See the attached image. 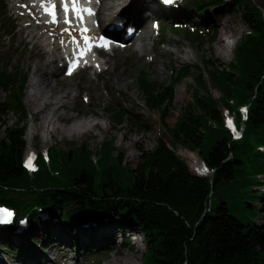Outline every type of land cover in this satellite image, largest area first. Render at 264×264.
Returning a JSON list of instances; mask_svg holds the SVG:
<instances>
[{
  "label": "trees",
  "instance_id": "16d2710c",
  "mask_svg": "<svg viewBox=\"0 0 264 264\" xmlns=\"http://www.w3.org/2000/svg\"><path fill=\"white\" fill-rule=\"evenodd\" d=\"M233 5L255 36L236 46L229 69L214 56H205L197 78L190 67L178 72L175 83L192 78L195 86L188 110L173 128L166 121L174 108L175 86H158L149 74L141 77L145 105L161 115L170 142L161 139L152 151L140 150L137 167L127 165L120 154L115 157V143L106 139L98 150V165L88 146L53 150L52 165L63 180L46 170L31 180L22 167L26 81L0 72V87L13 86L8 102L0 103V117L13 112L18 118L15 127L6 124L5 137H0V201L15 208L52 201L56 211L72 206L76 216L65 222L71 227L86 213L127 214L145 234L144 264H264V223H255L264 218V191L255 189L261 185L257 175L264 173L259 150L264 144V20L250 0H234ZM186 39L198 42L190 34ZM206 76L222 92L220 100L214 99ZM228 99L250 105L246 134L239 142H233L218 111L219 103L229 106ZM169 145L198 150L215 170L213 180L196 177ZM40 163L45 166L42 159Z\"/></svg>",
  "mask_w": 264,
  "mask_h": 264
},
{
  "label": "rangeland",
  "instance_id": "374dc122",
  "mask_svg": "<svg viewBox=\"0 0 264 264\" xmlns=\"http://www.w3.org/2000/svg\"><path fill=\"white\" fill-rule=\"evenodd\" d=\"M230 1L231 0H226V3H229ZM250 3L252 6L260 7V9L264 7V0H250ZM228 5H224L216 12H210L208 15H203V18H205V20L210 23H212L213 17L216 16H218L217 19L219 20L220 17L230 19L234 27L239 31L238 36L234 41L228 39V35L219 28L215 29L217 34L215 35L214 41H210L209 37H206L203 39V43L199 42L196 44H190L183 36H174L169 32L164 36L165 45L160 46L157 50L158 57L155 64L149 63V59H151L150 57L146 58V63L145 61L143 62L142 58H140V53H135L133 58H131L129 61H125L126 55H123L117 51L105 59L107 65L104 67H107L108 70L100 76H93L91 73H81L74 79L69 80L65 79L61 73V78L56 81L46 75L45 79L49 82V84H51L50 88L56 87L62 92H69L68 96L77 94V92L80 90V96H78L76 99V110L74 114L78 115L79 117L86 118L85 116L89 115L87 113L92 112L100 117L99 121H103L102 123H107L108 129L99 127L79 141L72 140L70 138H62V136L57 133L53 135L52 138H49L48 142L46 143L43 138V135L45 134L43 131L39 133L33 132V134L31 133V135H29L31 127L37 125L38 122H40V115L34 114V111L28 101V96L31 92L30 81L33 76L32 71L34 67V64H31V62H39L38 57H31V52L33 49L32 44L27 45L33 34L28 36V30L21 31V28L18 27L14 31L12 38L9 36L4 37V41L1 43L3 54H6L8 51L9 56L13 57L14 67L16 64H18L19 72L23 75H29L26 95L24 98V105L28 116V119L25 122L27 126V152L30 150L41 152L50 148L51 146H56L59 150L64 149L67 152H70L74 148H87L88 146L90 151L93 153V160L97 162L100 159L98 150L100 149L102 143L105 142L106 139H112L116 148L114 155L116 156L117 154H120L122 160L127 165L137 167L141 162L142 153L140 150L152 151L158 145L161 139H164L166 142H170V137L169 135H166V129H164L162 126L161 115L159 113L150 112L144 104L143 93L140 90L138 84V78L140 77V74L143 72H151L157 80V82L155 80L157 84H160L161 86H169L171 78V65H174L176 69H181L183 66H188L192 70L191 76L197 78L199 72L203 70V66L199 60L205 56H214L224 66H226L227 69H229V66L232 64V62H234L235 59V46L241 44L245 34L248 32V28L245 26L241 18V13L233 10V4H231V6ZM195 20L197 21L198 18H195ZM8 24L9 22H7V25ZM149 33L150 32H147L145 35L148 36ZM220 35H223L226 38L227 43L225 44V50L226 54L229 55V62L224 61V59L216 52V49L220 46L218 45V38ZM251 35L255 36V34ZM145 38L146 37H143L141 42L146 41L144 40ZM151 47L152 42L146 43L147 49L150 50ZM39 51L44 52L42 50ZM48 61L49 59H46L44 62L47 63ZM122 75L126 80L123 85L119 87L115 84V78ZM204 81L208 88H212L211 92L214 96V99L216 101L220 100L223 97V94L219 88L208 78V76H206ZM194 86L195 84L192 82V78H187L175 86L174 108L169 112L166 121V124L169 128H173L182 114L188 110L193 99ZM85 96L90 99L89 103L84 102L83 98ZM7 97V91L2 89L0 92V102H5ZM111 107H113V109L116 111L123 110L128 114L122 125L115 124L113 116H111L108 112V109ZM225 110L226 108L221 106L219 103L218 111L224 115ZM137 121L138 125L135 124ZM17 123L18 118L14 113H10L8 116L0 117L1 139L5 137L6 124L8 127H15ZM50 128H52V126ZM176 152L184 161L187 162L191 168H193L189 158H187V153L189 152L187 149L177 146ZM130 154H132V157H130ZM247 201L249 200H246L245 202ZM263 220L264 218L261 217L257 223L262 222ZM250 221H252V217L249 216V222ZM113 224L115 227L112 234H109L108 237H103L101 235L96 239L100 241L103 239L108 240L112 238L111 236L114 234L122 233L121 231L123 229L120 230L116 223ZM134 228H136L139 235L136 237L132 236L133 238L129 237L133 249H127L125 247V238L127 239L129 236L125 233V235H123V237L117 243L116 250H114L120 252L118 254H113V250H110L107 247H105V250L99 249L102 245L107 244L108 241L97 243V240H93L92 238H80V246L76 249L71 248L67 240L57 236V239L60 241V247L54 250L52 255L49 256L56 262H53V264H64L63 261L65 257H67L69 260V264H86L88 256L85 252V246L89 247L88 249L92 251L94 250V255L92 257L98 256L100 259H103L104 262L102 264L112 261L114 255H116L115 259L119 260L124 253H130V255L136 256L137 264H143L146 255L145 234L138 225L134 226ZM107 229L108 226L103 230V234L107 231ZM55 231H58V229ZM41 240L42 239L40 238L39 241ZM95 245L97 248L93 249V246ZM45 247L48 249L50 246L46 245ZM138 248H140L139 251ZM0 259L2 262H4V260L6 261V257L4 256L3 252H0ZM10 264H16V262L11 261Z\"/></svg>",
  "mask_w": 264,
  "mask_h": 264
},
{
  "label": "bare ground",
  "instance_id": "6f19581e",
  "mask_svg": "<svg viewBox=\"0 0 264 264\" xmlns=\"http://www.w3.org/2000/svg\"><path fill=\"white\" fill-rule=\"evenodd\" d=\"M142 1L143 0H106L103 5L105 6V8L115 7L116 10L121 8L120 13L124 15L125 18H129V14L132 12H134L135 16L137 17V14H139L140 12V8L142 9L147 8V10L151 9L147 5L140 4V2ZM132 5H136L137 7L134 11H131ZM218 20L219 19L215 20L216 26L228 35V39L234 41L237 38L239 31L234 27L232 21L230 19H225L224 17H220L219 23ZM226 43H227L226 38L223 35L222 36L220 35L218 38V45L220 46L216 49V52L220 57L224 59V61L229 60L228 58L229 55L226 54V50H225ZM46 45L51 46L50 50L52 49L53 51L51 54L50 53L37 54L39 58V62L34 63V67L32 71L33 76L30 81L31 92L28 96V101L34 111V114L40 115V122H38L37 125L31 127L29 135H31V133L33 134V132L39 133L43 131L45 132L43 138L46 143L48 142L49 138H52L53 135L57 133H59L62 136V138H70L72 140L79 141L85 138L87 135L91 134L95 129H98L99 127L108 129L107 123L99 122V124H96L95 119L93 120L87 119L84 117H79L78 115L74 114L76 110V99L79 96V92H77V94L74 95L72 94V96H68L69 92H62L61 90H58L56 87L50 88L51 84H49V82L45 79V76L47 75L48 68L53 70V73H55L54 76L57 77L60 75V73H58L59 71L56 68H54L55 61L59 58V53H58V49L56 48V45L50 42H47ZM60 49L64 50V46L61 45ZM138 50L141 54L145 53L146 46L141 44L139 45ZM47 57H49L50 62L44 63L43 61ZM125 80L126 79L123 75L118 76L117 78H115V84L120 87L121 85H123ZM51 126L52 128H50ZM187 155L188 158L193 163V165L195 166L198 165L199 158L197 154L188 152ZM130 157H132V154H130ZM45 212L46 211L41 210V213L38 215L37 218L35 219L30 218L28 223L31 224L30 227L22 228V226H20L19 223H16L15 226L17 228L21 227L22 229L27 230L28 231L27 237L29 238L37 237V236L47 238L48 236L53 235L55 229L51 231V228L47 224L46 228L44 229L47 230L46 234L44 235L38 234L39 230L41 229L40 222H42V216L45 214ZM46 213L49 212L47 211ZM35 221H37V223L34 224L33 226V223ZM2 223L4 224V222ZM114 227L115 226L112 224L108 231L111 232L114 229ZM134 231H136L135 228H133V232ZM59 232L60 231H56L55 236L59 234ZM4 234L5 233H3V235ZM123 235L125 234L123 233L116 234L113 235L112 238L107 240L109 245L107 244L106 247L109 248L110 250H113V254L120 253L114 250H116L117 247L116 245L119 242V240L123 237ZM129 236L127 239H129ZM21 237L23 238V236ZM15 248L24 249V250L26 249L24 247L20 248V246H16ZM139 250L140 248H138V251ZM115 256L116 255L113 256L112 261L107 262L105 264H137V259H136L137 257L130 255V253H124L119 260L115 259ZM32 257L33 254H31L30 258ZM20 259H21L20 256L16 255L15 258L12 260H14V262H18ZM138 262H139V257H138Z\"/></svg>",
  "mask_w": 264,
  "mask_h": 264
},
{
  "label": "snow or ice",
  "instance_id": "6c2138e0",
  "mask_svg": "<svg viewBox=\"0 0 264 264\" xmlns=\"http://www.w3.org/2000/svg\"><path fill=\"white\" fill-rule=\"evenodd\" d=\"M172 2H173V0H164V3H166V4H171ZM42 6L44 7V11H45L46 13H48V14L51 16V18H52V22L57 23L58 20H57V11H56V7H57V6H56V4L53 3V4H51L50 6H48L47 4H43V0H42ZM63 7H64V10H65L66 13L70 10V9H69V4H68V3H64ZM71 9L75 11L76 16H77L79 19H81V20L83 19V12H84V11H87L89 15H93V14H94L93 9L82 7V6L77 2V0H72ZM66 22L70 24V23H71V19H70V18L67 19ZM83 31L86 33V32L88 31V29H87V28H84ZM74 39H75V38H74ZM84 42H85V44L88 45V48H91V47H92L91 37H89L88 35H85V36H84ZM110 43H111V42H110L109 40L104 39V40H103V43L100 45V47H108ZM83 54H84V53L82 52L81 55H83ZM74 66H75V65H74ZM69 72H71V69H69ZM227 124H228V126H229L230 128L233 127V122H232L231 119H229V120L227 121ZM237 134H238V133H237ZM29 163H30V162H29ZM30 166H31V164H30ZM206 170H207V169L205 168V171H206ZM12 215H13V214H12L11 211H9V210H7V209H0V222L10 221V218H11Z\"/></svg>",
  "mask_w": 264,
  "mask_h": 264
}]
</instances>
